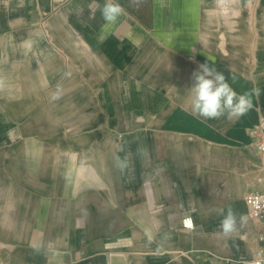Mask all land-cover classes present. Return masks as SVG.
<instances>
[{
    "label": "crops",
    "instance_id": "obj_1",
    "mask_svg": "<svg viewBox=\"0 0 264 264\" xmlns=\"http://www.w3.org/2000/svg\"><path fill=\"white\" fill-rule=\"evenodd\" d=\"M116 2L102 29L105 0H0V264H241L264 229L244 202L264 186V0ZM206 62L261 89L246 115L191 113ZM229 205L247 224L225 237Z\"/></svg>",
    "mask_w": 264,
    "mask_h": 264
},
{
    "label": "clouds",
    "instance_id": "obj_2",
    "mask_svg": "<svg viewBox=\"0 0 264 264\" xmlns=\"http://www.w3.org/2000/svg\"><path fill=\"white\" fill-rule=\"evenodd\" d=\"M145 2L146 0H129L130 5L134 7H139ZM99 10L104 21L102 29L115 25L124 13V8L116 0H105ZM192 80V86L188 89L191 113L206 120L225 116L229 119H239L252 109L253 97L258 98L261 94V89L258 87L242 94L237 93L226 77L207 62L200 64L192 73ZM231 80L234 82L236 77L231 75ZM62 95L63 85L58 82L50 94V100L56 102L62 98ZM114 163L121 172L127 167L126 158L122 159L119 155L114 157ZM217 215L221 217L219 233L225 237L232 236L247 224V216L237 213L231 205L227 209H218ZM189 223L191 226V222Z\"/></svg>",
    "mask_w": 264,
    "mask_h": 264
},
{
    "label": "built area",
    "instance_id": "obj_3",
    "mask_svg": "<svg viewBox=\"0 0 264 264\" xmlns=\"http://www.w3.org/2000/svg\"><path fill=\"white\" fill-rule=\"evenodd\" d=\"M249 136L254 139L256 151L259 152L264 160V117L252 126ZM244 202L247 205L249 215L257 222L264 225V186L262 190L247 192L244 196ZM188 218H184L182 223L185 227H191ZM258 248L254 256L243 260L241 264H264V229L257 234Z\"/></svg>",
    "mask_w": 264,
    "mask_h": 264
},
{
    "label": "water",
    "instance_id": "obj_4",
    "mask_svg": "<svg viewBox=\"0 0 264 264\" xmlns=\"http://www.w3.org/2000/svg\"><path fill=\"white\" fill-rule=\"evenodd\" d=\"M110 264H125V259L122 255L108 254Z\"/></svg>",
    "mask_w": 264,
    "mask_h": 264
},
{
    "label": "rangeland",
    "instance_id": "obj_5",
    "mask_svg": "<svg viewBox=\"0 0 264 264\" xmlns=\"http://www.w3.org/2000/svg\"><path fill=\"white\" fill-rule=\"evenodd\" d=\"M151 74H148V76L150 77ZM131 122H129V125H130Z\"/></svg>",
    "mask_w": 264,
    "mask_h": 264
}]
</instances>
